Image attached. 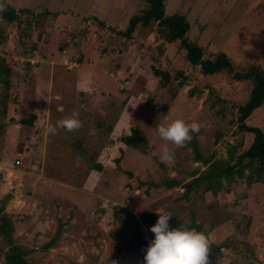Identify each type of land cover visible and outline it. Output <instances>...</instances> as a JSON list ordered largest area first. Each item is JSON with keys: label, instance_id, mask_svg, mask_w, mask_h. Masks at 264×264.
I'll return each instance as SVG.
<instances>
[{"label": "rangeland", "instance_id": "1", "mask_svg": "<svg viewBox=\"0 0 264 264\" xmlns=\"http://www.w3.org/2000/svg\"><path fill=\"white\" fill-rule=\"evenodd\" d=\"M164 4L165 14L186 16L190 24L187 39L196 41L204 56L221 50L242 65L254 64L264 70V0H164ZM7 5L29 12L17 11L14 20L3 18L5 23L0 24V57L12 69L8 87L0 81V200L7 195L3 208L12 219V240L27 252L29 264H144L129 234L138 229L141 219L147 227L139 235L149 244L154 239L150 229L159 218L157 211L173 215L169 220L172 229L186 227L191 216L199 223L194 229L210 241L209 264L213 263L210 258L217 264H264V181L246 184L236 180L228 192L220 189L194 195L190 191L185 201L179 198L181 187L151 184L164 175L186 181L188 171L202 168L200 162L191 161L189 148L161 140L158 125L176 119L198 122L200 132L193 135L200 151L214 158H225L227 146L238 140L241 145L235 154L248 147L252 133L237 128L236 107L246 100L249 83L225 72L202 74L197 65L186 61L177 40L162 46L154 23L136 26L129 39L117 35L130 15L145 6L143 0H8ZM61 14L54 24L52 19ZM64 17L74 21L66 24ZM87 20L89 24H83ZM51 28L53 37H61L60 31L68 39L74 37L72 59L79 54L77 43L91 47L89 41L77 37L106 40L109 53L101 67L109 71L114 63L121 67L122 78L129 80L123 87L117 85L122 98L113 100L115 95L107 89L96 88L94 83L90 89L88 82L78 78L62 80L60 73H54L49 82L36 80L30 68L40 62L28 59L33 56L32 38L44 33L51 37ZM53 59L55 70L65 69L66 64ZM75 67L67 69L71 73L80 66ZM153 68L169 73L165 86ZM102 77L115 89L112 77ZM180 80L184 84L179 86ZM16 105L21 110L12 116ZM58 105H63L64 112L57 111ZM125 107L132 125L145 136L147 148L141 152L128 146L122 165L90 170V161L111 144L109 130ZM32 111L36 134L31 124L19 122ZM73 111L83 124L79 130H60L45 137L42 128L47 115L54 125ZM245 123L264 133V103L252 110ZM166 143L175 161L163 163L161 171L158 162ZM106 153L109 158L110 150ZM79 188L90 193L94 204H85L88 213L77 210L71 199L78 197ZM153 212L157 220L149 218ZM58 222V237L43 247ZM219 243L226 252L214 246Z\"/></svg>", "mask_w": 264, "mask_h": 264}, {"label": "trees", "instance_id": "2", "mask_svg": "<svg viewBox=\"0 0 264 264\" xmlns=\"http://www.w3.org/2000/svg\"><path fill=\"white\" fill-rule=\"evenodd\" d=\"M143 2L145 6L130 15L125 29L116 30L117 35L129 39L136 26H148L150 23H154L153 30L161 38L162 46L165 43L177 40L178 45L184 49L186 61L191 65H197L202 74L216 75L225 72L232 79L247 81L250 85L246 100L236 107L237 128L252 133V139L248 147L235 154L237 146L241 145V140H238L234 144L227 146L225 158H214L212 154H203L200 151L199 141L193 135L191 142L184 148H189L192 160L200 162L204 168L202 170L192 169L188 171L191 178L184 182L164 175L161 179L151 184L154 187L163 186L164 188L180 186L182 187V193L179 198L186 200L190 191H195L199 188L203 192L216 193L220 189L228 192L230 185L236 180H244L246 184L264 181V133L261 128L245 123L246 117L250 115L252 110L264 103V70L254 64L247 63L242 65L221 50L213 51L209 56H204L202 47L196 41L187 39L190 24L184 14H165L164 0H143ZM17 11L29 12L28 9L15 10L10 5H7V10L1 15L6 21L11 22L17 17ZM52 13L56 14L55 12ZM97 24L102 25L101 22H97ZM34 47L35 43L33 42L31 49ZM11 70L7 59L1 56L0 81L4 83L5 88L8 87ZM153 73L159 76L161 86L167 84L169 73L156 68H153ZM177 84L179 86L184 84V80L178 81ZM191 93L192 89L189 91V94ZM174 95L175 93H173V97ZM1 113H5V103L1 104ZM33 118L34 115L30 113L26 117L20 118L19 122L31 124ZM119 140L125 145L142 152L147 148L145 136L136 128H131L129 133L121 135ZM233 158L234 160L232 161ZM115 160L117 162V159ZM158 166L164 169L163 163L158 162ZM94 168L100 170L101 166L94 164ZM126 174L130 176L131 172L126 171ZM6 197L7 195L0 200V246L1 242H3V246L0 247V254L3 258V264H29L26 258L27 252L12 240V219L3 208V201ZM148 216L152 218L151 214ZM199 226L192 216L186 224L188 228H199ZM60 227L61 223L58 222L54 235L43 247H47L58 237ZM132 231L129 234L130 244L139 248L140 255L144 261V255L149 245L140 237L136 228ZM214 246L218 248L220 245Z\"/></svg>", "mask_w": 264, "mask_h": 264}, {"label": "crops", "instance_id": "3", "mask_svg": "<svg viewBox=\"0 0 264 264\" xmlns=\"http://www.w3.org/2000/svg\"><path fill=\"white\" fill-rule=\"evenodd\" d=\"M57 19H52L54 24L56 22H58L59 20H61L62 18V14L61 15H57ZM66 20V24H70L72 21H74L73 19H68V17H64ZM55 20V21H54ZM84 20V19H83ZM88 22H90V20L83 22V24H89ZM56 26V25H55ZM67 26L65 25L64 28H66ZM54 28V27H53ZM87 28V27H86ZM62 29V28H61ZM65 30V29H63ZM104 29H102L101 31H103ZM52 28L51 30H49L48 35H51V37H46V34H43V37H33L32 38V42L35 43V47L32 49V55L30 56V58L32 59V62H40L39 65L38 64H33V66H31V74L34 75V78L36 80L38 79H45L49 82V80L51 79V77L53 76V74H59V77L64 80L65 78H72V79H76L78 78V81L80 80V82H85V83H89L91 86L90 89H93V83L96 86V88L98 87H102L103 89H107V92H111L113 93L114 99H121L123 96V92L119 91L118 86L120 84V87H123L124 84L128 83L129 80L124 79V77L122 78V74H121V70H120V66H118V64H113V70L109 71V70H105L104 67L102 66V63L105 64V59H106V55L109 53L108 50V44L106 46V40H103L102 37H77L80 41L83 42H90L89 45H91V47L88 49V46H83L77 43L78 50H79V54L75 55L77 57H75V59H72L71 55L72 53V48L74 44V37H72L71 39H68L67 37H65V35H62V31H58V34H60L61 37H53V31ZM67 31V30H66ZM51 32V33H50ZM56 32V31H55ZM67 33V32H66ZM57 38V41H56ZM99 41V42H98ZM72 42V43H71ZM57 58L58 60H60V62L64 65H68L70 61H75V65L76 67H79L78 70H76L75 72H71L68 70L71 67H65V69L63 70H55L56 68H54V59L53 58ZM75 67V68H76ZM68 68V69H67ZM106 75L107 77H112L113 78V83L115 85V89L111 86V84H108L109 81H107L106 79H104V77H102V75ZM120 78H122V80L120 81ZM61 80V81H62ZM119 83V84H118ZM94 86V87H95ZM114 90V91H112ZM13 115L15 113H19L20 112V107L18 105H16V107H14L13 109ZM34 115L35 118V113L34 111L30 112ZM127 107H125L124 111H122L118 116L117 119H115L112 123L111 126V130H109V137L112 139L111 144H106L105 147H102L98 154L95 156L94 160L90 161L91 167L90 170L96 171V172H100L103 171L104 169L108 168L107 166L109 164L115 165L116 163L121 164L122 162V154L124 153V150L126 147H128L127 145H125L123 142H121L119 140V137H113L112 134H115L116 131H120L121 135L127 134L129 133L131 128H136L132 125V123L130 122V118L128 117L129 115L127 114ZM22 118V117H21ZM34 118L30 124L29 127L31 128L32 134H36V132L38 131V129L35 126H32V124H35ZM36 122V121H35ZM51 120L50 117L47 115V117H45V122L43 123L44 128H42V132L46 134V127L51 124ZM138 129V128H137ZM140 130V129H138ZM35 131V132H34ZM118 136H121V135ZM47 136V134L45 135V137ZM130 147V146H129ZM136 149V148H135ZM107 150H110V157L107 158ZM138 150V149H137ZM140 151V150H138ZM142 152V151H141ZM106 153V154H105ZM105 155V156H104ZM117 159V162L116 160ZM153 159V158H151ZM192 162H196L194 160H192ZM94 164H99L101 166L100 170H96L94 168ZM122 165V164H121ZM165 167V166H164ZM204 168V166L202 165V168H199V170H202ZM128 169V168H126ZM161 171L162 169L159 168ZM192 170V169H191ZM127 175V174H126ZM129 177V175H127ZM131 176V175H130ZM170 177H173L171 175H167ZM189 178H191V175L189 174ZM176 178V177H174ZM178 179V178H177ZM187 179V180H188ZM180 180V179H179ZM186 180V181H187ZM184 182V181H182ZM163 187V186H162ZM180 187V186H178ZM182 189V187H181ZM81 191H76V193L78 194V197H72L71 199L73 200V202H75L74 206L78 209H80L81 211L83 209H86L85 204H89L92 206H94L92 200L90 199L91 196L89 195V192H82L84 190L80 189ZM197 192L200 194V190H192L191 193L192 194H197ZM202 192V194L206 193ZM182 193V192H181ZM76 198V199H75ZM85 201L84 203L80 200ZM182 201H185V199H182ZM72 202V203H73ZM96 206V205H95ZM79 210V211H80ZM86 213L87 209H86ZM152 215V218L157 220V217L155 216L154 212L150 213ZM197 223V222H196ZM199 224V223H198ZM192 229V228H189ZM220 245L218 248L220 249V251L225 250L223 248L222 244H218ZM227 250H225L226 252ZM255 256H258L257 253L254 254ZM210 260H212V264H215L217 261H213V258H210ZM235 261V260H234ZM229 263V262H228ZM217 264V263H216Z\"/></svg>", "mask_w": 264, "mask_h": 264}, {"label": "clouds", "instance_id": "4", "mask_svg": "<svg viewBox=\"0 0 264 264\" xmlns=\"http://www.w3.org/2000/svg\"><path fill=\"white\" fill-rule=\"evenodd\" d=\"M8 0H0V14L7 10ZM5 23L0 15V24ZM58 112H64L63 105H58ZM79 114L73 111L56 123L49 124L45 131L50 137L58 134L60 130L74 132L79 130L83 124L78 118ZM200 124L196 121L191 123L183 119H176L166 126H157L158 135L161 140L171 143L176 148H184L193 139V134L200 132ZM160 161L168 164L175 161V153L170 151L167 143L161 149ZM156 223L150 231L154 233V239L144 255V264H209L208 254L210 241L205 233L192 228L178 227L170 228L169 220L171 213L160 212Z\"/></svg>", "mask_w": 264, "mask_h": 264}, {"label": "built area", "instance_id": "5", "mask_svg": "<svg viewBox=\"0 0 264 264\" xmlns=\"http://www.w3.org/2000/svg\"><path fill=\"white\" fill-rule=\"evenodd\" d=\"M30 61H32V59L31 58H28ZM76 63H75V61H70L69 62V64L68 65H66V67H71V66H74ZM138 229H137V227H136V229H137V231H138V233H141L142 231H145V228L147 227V224L146 223H144L141 219H138ZM144 240V239H143ZM145 241V240H144ZM148 244V243H147ZM149 245V244H148Z\"/></svg>", "mask_w": 264, "mask_h": 264}]
</instances>
